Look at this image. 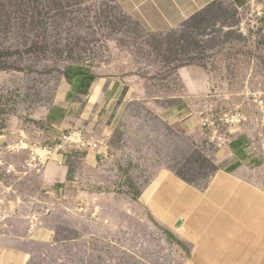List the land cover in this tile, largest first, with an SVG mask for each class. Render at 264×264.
<instances>
[{
  "label": "rangeland",
  "instance_id": "obj_1",
  "mask_svg": "<svg viewBox=\"0 0 264 264\" xmlns=\"http://www.w3.org/2000/svg\"><path fill=\"white\" fill-rule=\"evenodd\" d=\"M126 39L150 48L142 55L148 64L172 68L145 78L146 106L132 104L125 121L85 99L70 111L64 129L42 121L39 112L57 108L65 68L98 67L112 53L111 44L124 46ZM208 52L221 57L217 66L226 89L217 93L219 105L228 110L243 105L252 117L249 131L255 132L261 160L248 179L264 190V107L254 103L264 100V0L244 10L220 2L164 42L145 37L113 0H0V137L5 146L21 137L50 144L62 133L82 131L84 138L95 136L103 143L108 137L105 144L111 148L110 157L99 158L97 165L85 161L87 147L77 158L68 152L63 160L55 157L67 168L63 181L54 179L62 169L53 163L49 183L41 176L19 183L25 204L19 209L20 204H12L4 225L24 231V219L39 214L44 226L19 240L8 229L12 236L0 251V264H190L185 230L167 227L150 214L147 195L170 168L206 187L217 167L204 151L224 148L211 144L202 129L201 138L185 139L188 131L171 129L149 104L170 106L174 94L182 104L186 92L176 69L202 65ZM204 98L191 99L194 110ZM115 127L118 132L111 133ZM38 204L49 208L48 216Z\"/></svg>",
  "mask_w": 264,
  "mask_h": 264
},
{
  "label": "crops",
  "instance_id": "obj_2",
  "mask_svg": "<svg viewBox=\"0 0 264 264\" xmlns=\"http://www.w3.org/2000/svg\"><path fill=\"white\" fill-rule=\"evenodd\" d=\"M260 1L113 0V3L145 37H156L164 42L171 35L183 34L191 21L220 2L244 10ZM124 42V46L111 44L112 53H107L98 67L79 65L65 68L58 86L57 108L39 112L42 121L64 129L70 123V111L85 99L91 107L105 108V113L111 118L120 115L125 121L131 116L132 104L137 102L146 106L145 78L172 68L148 64L142 55H149L150 48L142 42L127 39ZM220 61L217 53L208 52L202 65L176 69L175 76L186 92V100L182 104H179L178 94L168 98L170 106L162 108L156 101L149 104L154 107V112L162 114L171 129L180 127L188 131L185 139L192 137L194 141V138L202 137L191 99L226 89L223 72L218 68ZM227 85L231 86V83ZM57 113L62 117H54ZM119 127L112 128L111 133L118 132ZM109 140L106 137L105 143H110ZM255 140V132L250 131L235 136L231 145L223 150L204 151L213 158L217 167L206 187L184 180L170 168L147 195L145 205L150 214L167 227L181 224L180 229L185 230L192 248L190 264H264V190L248 179L261 160ZM80 150L83 149L74 146L68 152L69 156L81 155ZM100 155L101 152L87 151L83 156L87 163L97 165ZM54 164L62 169L56 172L54 179L63 181L67 168L62 167V163ZM53 167L51 163L47 168L44 182L51 180L49 174L52 175ZM8 243V236L2 235L0 251L8 248Z\"/></svg>",
  "mask_w": 264,
  "mask_h": 264
},
{
  "label": "built area",
  "instance_id": "obj_3",
  "mask_svg": "<svg viewBox=\"0 0 264 264\" xmlns=\"http://www.w3.org/2000/svg\"><path fill=\"white\" fill-rule=\"evenodd\" d=\"M216 98L218 99L219 96L214 90L202 100L193 113L209 142L218 148H226L231 145L235 136L250 132L252 117L243 105L237 109L228 110L222 108ZM254 103L259 107H264V100L261 98H255ZM83 134L82 131L62 133L50 144L45 141L30 142L28 138L21 137L12 143H7L8 146H5L6 143L0 137V237L2 235L11 237L10 231L14 229L13 232L16 234L14 238L19 240L17 236L31 237L37 227L44 226V219L39 214L24 219L27 220L24 231L20 227L8 228L4 225L10 206L20 204L19 209L25 204L21 202L18 195L19 183L26 182L34 176H41L43 179L49 165L59 163L55 161V157H61L63 160V155L72 150L74 146L87 147L91 151L101 152L100 160L110 157L111 148L107 144L96 139L95 136L84 138ZM73 139H77L78 142H74ZM42 208L45 217L48 216L49 208L47 210L45 205Z\"/></svg>",
  "mask_w": 264,
  "mask_h": 264
},
{
  "label": "water",
  "instance_id": "obj_4",
  "mask_svg": "<svg viewBox=\"0 0 264 264\" xmlns=\"http://www.w3.org/2000/svg\"><path fill=\"white\" fill-rule=\"evenodd\" d=\"M180 226H181V224L178 225V227H180Z\"/></svg>",
  "mask_w": 264,
  "mask_h": 264
}]
</instances>
